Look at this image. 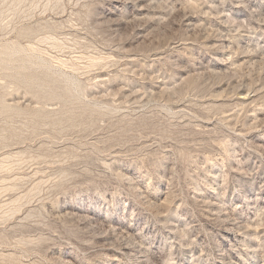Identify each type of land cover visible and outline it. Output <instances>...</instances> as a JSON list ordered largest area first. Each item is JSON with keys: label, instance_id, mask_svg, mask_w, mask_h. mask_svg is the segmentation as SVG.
<instances>
[{"label": "rangeland", "instance_id": "374dc122", "mask_svg": "<svg viewBox=\"0 0 264 264\" xmlns=\"http://www.w3.org/2000/svg\"><path fill=\"white\" fill-rule=\"evenodd\" d=\"M0 264H264V0H0Z\"/></svg>", "mask_w": 264, "mask_h": 264}, {"label": "bare ground", "instance_id": "6f19581e", "mask_svg": "<svg viewBox=\"0 0 264 264\" xmlns=\"http://www.w3.org/2000/svg\"><path fill=\"white\" fill-rule=\"evenodd\" d=\"M125 246H128V245H125ZM130 252H131V250L129 249V247H125L124 249H123V255H125V256H128V255H130ZM120 253H122V252H120ZM114 261H119L118 259H114Z\"/></svg>", "mask_w": 264, "mask_h": 264}]
</instances>
